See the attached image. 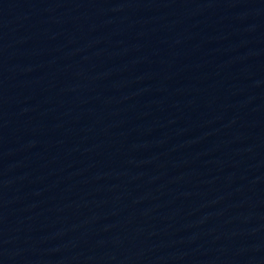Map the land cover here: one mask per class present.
Listing matches in <instances>:
<instances>
[{
  "label": "water",
  "instance_id": "obj_1",
  "mask_svg": "<svg viewBox=\"0 0 264 264\" xmlns=\"http://www.w3.org/2000/svg\"><path fill=\"white\" fill-rule=\"evenodd\" d=\"M0 264H264V0H0Z\"/></svg>",
  "mask_w": 264,
  "mask_h": 264
}]
</instances>
